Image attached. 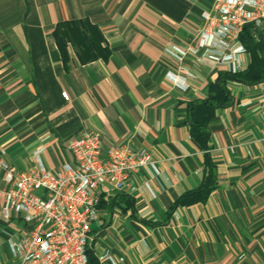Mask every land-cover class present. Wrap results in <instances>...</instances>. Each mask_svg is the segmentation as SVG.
<instances>
[{"label": "crops", "instance_id": "obj_1", "mask_svg": "<svg viewBox=\"0 0 264 264\" xmlns=\"http://www.w3.org/2000/svg\"><path fill=\"white\" fill-rule=\"evenodd\" d=\"M211 7L212 0H0V154L25 168L42 145L55 169L73 160L67 141L90 127L106 148L135 134L134 146L158 160L156 178L134 175L135 193L104 200L92 225L97 253L115 264H264V81L229 83L234 103L210 123L217 186L206 202L169 214L203 178L205 149L190 134L189 102L227 70L169 50L194 41ZM84 17L100 27L111 55L81 63L70 48L67 68L53 30ZM244 61L243 70L249 53ZM182 65L196 74L186 90L173 82ZM26 232L1 199L0 264H12L9 239Z\"/></svg>", "mask_w": 264, "mask_h": 264}, {"label": "built area", "instance_id": "obj_2", "mask_svg": "<svg viewBox=\"0 0 264 264\" xmlns=\"http://www.w3.org/2000/svg\"><path fill=\"white\" fill-rule=\"evenodd\" d=\"M202 17L204 23L194 41L169 51L180 61L191 55L210 67L242 71L248 51L240 34L247 23L264 28V0H212ZM180 68L183 74L173 82L186 90L187 78L196 74L186 66ZM135 136L106 148L99 130L85 128L67 141L72 162L55 169L45 164L42 145L33 151V164L25 168L0 154L2 210L27 225L26 233L9 239L12 264H88L90 250L99 260L115 264L110 253L99 254L95 249L97 233L92 225L99 218L100 204L118 193L134 194V175L140 171H148L151 179L159 173L157 158L147 147H135ZM151 179L143 186L155 196Z\"/></svg>", "mask_w": 264, "mask_h": 264}, {"label": "trees", "instance_id": "obj_3", "mask_svg": "<svg viewBox=\"0 0 264 264\" xmlns=\"http://www.w3.org/2000/svg\"><path fill=\"white\" fill-rule=\"evenodd\" d=\"M53 36L67 68L71 58L70 48H73L81 63L100 58L107 60L111 55V49L102 30L87 17L58 22L53 30ZM240 39L250 56L248 67L235 73L227 70L220 71L217 78L209 82L207 95L189 102L190 134L205 149L203 178L196 189L182 194L175 200L169 214L180 205L206 202L217 186L216 165L209 153L208 145L210 123L215 118L218 109L226 108L234 103L229 83L238 81L254 85L264 81V28L247 23L240 34ZM127 201L131 202V198H127ZM103 202L104 200L100 207ZM88 264H101L94 250L89 251Z\"/></svg>", "mask_w": 264, "mask_h": 264}]
</instances>
